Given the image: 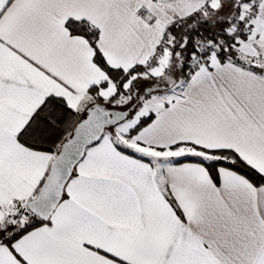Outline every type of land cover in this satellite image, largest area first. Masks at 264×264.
<instances>
[{
  "label": "snow or ice",
  "instance_id": "obj_1",
  "mask_svg": "<svg viewBox=\"0 0 264 264\" xmlns=\"http://www.w3.org/2000/svg\"><path fill=\"white\" fill-rule=\"evenodd\" d=\"M0 264H264V0H0Z\"/></svg>",
  "mask_w": 264,
  "mask_h": 264
}]
</instances>
